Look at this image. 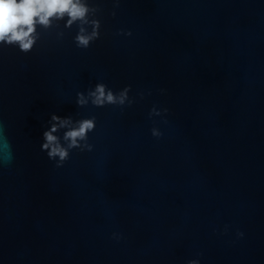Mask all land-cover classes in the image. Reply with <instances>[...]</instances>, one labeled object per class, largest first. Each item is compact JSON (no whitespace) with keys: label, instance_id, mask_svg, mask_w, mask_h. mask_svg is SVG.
I'll use <instances>...</instances> for the list:
<instances>
[{"label":"water","instance_id":"water-1","mask_svg":"<svg viewBox=\"0 0 264 264\" xmlns=\"http://www.w3.org/2000/svg\"><path fill=\"white\" fill-rule=\"evenodd\" d=\"M99 4L87 49L67 18L0 44V264H264V0ZM100 82L136 102L78 107ZM53 113L96 118L61 168Z\"/></svg>","mask_w":264,"mask_h":264},{"label":"clouds","instance_id":"clouds-1","mask_svg":"<svg viewBox=\"0 0 264 264\" xmlns=\"http://www.w3.org/2000/svg\"><path fill=\"white\" fill-rule=\"evenodd\" d=\"M114 8L119 7L120 0H112ZM102 13L99 0H0V44L9 46L17 45L23 53L30 52L36 45L39 35L37 25L44 28L51 27L53 20H65V27L77 28L74 42L78 48L87 49L91 43L100 38L101 20L98 15ZM112 16L116 15L115 10ZM118 35L131 36L132 33L121 32ZM63 37V33L59 34ZM131 86H126L118 92L108 88L103 82L97 83L85 94L77 92L76 104L78 107H87L91 104L101 108L113 105L123 108L125 105L131 106L135 103V98L129 96ZM164 90L161 89V92ZM151 94L150 92L148 93ZM141 99L144 93H139ZM168 109H151L149 116H163ZM167 123V120H163ZM48 128L43 132V143L41 151L47 157L55 161V167L61 168L70 159L72 150L78 149L80 152H91L93 144L89 143L88 133L95 130L96 118H81L73 120L71 116L61 117L53 113L48 121ZM64 129L62 137L57 135ZM2 132V125H0ZM153 137L159 139L163 132L158 127L151 129ZM227 232V226H225ZM242 232H237L238 237H243ZM113 239H122V234L113 233ZM188 264H199V260H189Z\"/></svg>","mask_w":264,"mask_h":264}]
</instances>
